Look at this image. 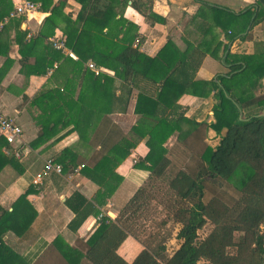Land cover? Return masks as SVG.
Listing matches in <instances>:
<instances>
[{
	"label": "trees",
	"instance_id": "obj_1",
	"mask_svg": "<svg viewBox=\"0 0 264 264\" xmlns=\"http://www.w3.org/2000/svg\"><path fill=\"white\" fill-rule=\"evenodd\" d=\"M101 1L95 0L90 10L84 8L74 21L64 18V46L77 56V60L44 43L56 27L53 22L58 12L56 7L44 20L38 35L29 40L25 39L26 31L19 29L23 17L15 18L12 41L17 44L23 61L34 58V63L28 64L29 74L45 75L54 63L57 68L52 77L65 74L61 88L41 91L31 100V106L40 109L34 119L41 128L32 146L60 127L72 125L81 147L89 149L90 154L84 157L89 163L80 162L81 174L99 189L91 201L78 192L66 201L74 214L68 225L73 232L87 217L97 214L94 204L101 206L111 198L121 181L115 169L141 140L148 153L134 166L148 171L149 178L121 207L115 220L100 219L99 226L84 243L85 254L69 247L60 238L53 245L68 264H79L83 259L90 264H128L117 255V249L129 236L143 247L134 264H263L264 99L253 97L251 90L264 78V58L227 53L223 59L228 68L226 74H219L210 82L197 81L195 76L205 55L208 53L219 59L213 52V44L203 43L180 53L168 41L154 57H149L132 46L136 36L129 22L121 30L119 39L110 40L112 28L119 26V22L113 20L110 6L105 10L95 8ZM133 7L147 19L163 22L152 13L146 15L137 3ZM45 8L41 4L40 9ZM13 9L10 0H0V23ZM217 11L220 15L226 14ZM8 24L0 29V56L7 58L0 68V83L12 63L8 57L11 41L6 36ZM50 26L51 32L47 34L46 28ZM89 59L114 75H95L88 68L84 70L83 65ZM81 78L79 86L77 81ZM78 86L80 91L74 99ZM207 87L214 90V122L197 123L186 118L185 110L176 104L178 99L186 92L203 97ZM133 91L137 92L134 113L139 120L136 125L127 135H122L115 126L108 133L102 132V124L107 129V124H111L108 115L127 112ZM254 105L260 110H246ZM208 129L219 136L214 149L205 143ZM175 133L178 141L199 158L194 172L178 170L167 156L164 145ZM5 144L0 137V151ZM72 152V149H65L57 158V163H63V169L70 164L78 166V154ZM14 161L0 152V171L7 165L14 166ZM51 174L55 173L47 176ZM216 181L227 184L237 198L228 203L217 195L209 193L207 196L208 184ZM160 185L165 187L173 202L167 204L169 213L158 224L168 227L172 223L174 226L164 235L150 232L143 239L150 219L148 215H141L147 211L144 209L151 199L150 189L158 190ZM29 193L27 190L19 197L11 213L0 207V264H26L3 237L8 231L20 237L34 221L35 212L26 200ZM236 233L242 236L235 239ZM172 239L179 242V248L169 257L166 246Z\"/></svg>",
	"mask_w": 264,
	"mask_h": 264
},
{
	"label": "crops",
	"instance_id": "obj_2",
	"mask_svg": "<svg viewBox=\"0 0 264 264\" xmlns=\"http://www.w3.org/2000/svg\"><path fill=\"white\" fill-rule=\"evenodd\" d=\"M10 1L14 7L19 0ZM32 1L40 5L43 4L46 8L23 17L19 29L26 31L25 39L29 40L37 36L43 27L44 20L50 16L52 8L56 7L55 10L58 12L53 16L56 27H54L52 35L44 41L49 44H51L50 39L55 36H61L63 41L66 40L63 32L65 17L74 21L84 8L90 10L95 2V0ZM134 2L144 9L142 11L146 15L152 13L163 22L154 21L152 18L147 19L133 7V4H136ZM107 6H110L114 12L113 20L119 22V26L112 28L114 30L110 40L119 39L121 30L129 22L134 26L133 32L136 36L132 41V46L149 57H154L168 41L172 42L180 53L203 43L213 44V52L219 59L207 53L196 73L195 80L197 81L210 82L217 75L226 74L228 68L223 63V59L227 53L238 57L255 58L257 55L264 58V0H102L95 5V8L105 10ZM217 10L226 14L220 15ZM227 13H231V15H227ZM10 20L9 17H6L0 23V29ZM51 29L52 26L46 28V33L50 34ZM6 36L8 41L11 40L8 57L12 63L8 65L0 83V116L15 120L22 128V137L21 145L9 146L5 144L0 151L7 158L12 157L10 152L17 147L21 152L20 159L14 158V166L7 165L0 171V207L7 213H11L19 197L30 190L26 200L35 212V219L20 237L8 231L3 240L19 254L26 264H68L61 252L53 245L54 241L60 238L69 247L85 254L84 243L99 226V217L115 220L121 207L147 182L149 172L136 168L134 164L145 158L148 148L144 140H141L131 150L129 157L115 169V174L121 181L111 198L101 206L94 204L97 214H91L77 231H71L68 225L74 218V214L66 206V201L74 192L80 193L88 201H91L99 189L97 185L81 174L82 165L80 162H84L85 160H81L90 154L89 149L81 147L79 136L72 130V125L60 127L54 131L53 135L38 145L32 146L37 140L41 128L34 119L40 113V109L38 106H31V100L41 91L61 88L65 74L53 78L55 70L48 74L51 68L45 75L29 74L28 64H33L34 58L30 57L27 61H23L18 53L17 44L12 41L15 36V18L8 24ZM61 52L68 56L72 54L73 57H69L77 60V56L70 49L65 48ZM6 60L5 56H0V68ZM88 62L95 64L93 60L89 59L83 65L84 70L88 68ZM96 68L101 70L100 73L108 76L114 75L111 70L106 68L98 66ZM77 83L80 86L82 78L78 79ZM79 86L75 90L74 99L79 94ZM136 94V91L132 92L126 113H114L107 116L111 123L107 126L109 125L111 129L112 126H115L122 135H127L139 120V116L134 113ZM251 95L264 99V78L251 90ZM213 96L214 90L207 87L205 96L197 97L186 92L176 104L185 110L186 118L197 123L211 124L214 122L215 100ZM246 110L258 111L260 107L254 105ZM262 112L264 114V106ZM98 122L96 121L97 124ZM100 129L102 132L108 133L103 124ZM218 141L219 136L213 130L208 129L206 145L214 149ZM164 146L168 151L167 156L172 165L178 170H185L184 165L191 159L199 161V158L178 141L176 133L167 140ZM65 149H72L73 154H78V166L70 164L66 169L62 168L61 174H51L45 177L40 185H33V178L43 170L47 160H53L54 163L63 166V163H57L56 160ZM97 149H100V146ZM85 163L89 162L85 161ZM166 247L167 255L170 257L179 248V242L172 239ZM142 249L141 244L129 236L117 249V255L128 264H134ZM79 264L90 263L83 259Z\"/></svg>",
	"mask_w": 264,
	"mask_h": 264
},
{
	"label": "built area",
	"instance_id": "obj_3",
	"mask_svg": "<svg viewBox=\"0 0 264 264\" xmlns=\"http://www.w3.org/2000/svg\"><path fill=\"white\" fill-rule=\"evenodd\" d=\"M41 5L39 3L33 2L31 0H19L18 3L15 4L13 11L9 14V19L19 18V17H27L30 14H33L40 10ZM51 45L56 50H65L64 41L61 36H55L50 39ZM70 57H73L72 54H69ZM88 69L94 72L95 75L100 73V69L96 68L95 64L92 62L87 63ZM57 68V64L55 63L53 67L48 71V74H51L53 70ZM0 137H2L9 146H14L15 144L21 145V137H22V128L18 125L15 120L0 116ZM9 152V151H7ZM11 153V156L15 159H20L21 152L20 148H15ZM83 167V166H81ZM61 174L62 167L53 162V160H47L44 168L41 172L35 175L32 180V184L37 186L40 185L42 180L49 174ZM101 216L99 217V220ZM263 264H264V255H263Z\"/></svg>",
	"mask_w": 264,
	"mask_h": 264
},
{
	"label": "rangeland",
	"instance_id": "obj_4",
	"mask_svg": "<svg viewBox=\"0 0 264 264\" xmlns=\"http://www.w3.org/2000/svg\"><path fill=\"white\" fill-rule=\"evenodd\" d=\"M107 130L109 132L111 130V127L109 125ZM81 161H84V159H82ZM197 164H198L197 160L191 159L189 162H187L184 165V168L188 172H194V170H196L195 167ZM150 190H151V196H150L151 199H149L148 201V206H147L148 208L146 207L144 209L147 211L146 213H143V215H141V216L148 215L150 219V221L146 223L148 225V229L146 233L142 234L143 239H145L144 236L150 232L158 236L164 235L165 233H167V231L170 229L171 226H174L172 223H169L168 227L167 226L161 227L158 224L161 220H164L163 218H165V215L169 213V211H167L166 206L169 202L172 203L173 199L168 195V193L165 192V187H163L162 185H160V189L158 190L156 188L154 190L153 189ZM209 193L210 195H217L225 199L228 203H231L232 200L237 198V194L227 184L221 183L219 181L208 184L207 196H209ZM240 236H242V234L236 233L235 239H239Z\"/></svg>",
	"mask_w": 264,
	"mask_h": 264
}]
</instances>
